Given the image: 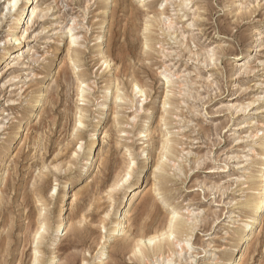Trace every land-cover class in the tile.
<instances>
[{
  "label": "rangeland",
  "instance_id": "obj_1",
  "mask_svg": "<svg viewBox=\"0 0 264 264\" xmlns=\"http://www.w3.org/2000/svg\"><path fill=\"white\" fill-rule=\"evenodd\" d=\"M7 1L0 0V59L16 34ZM162 1L114 0L105 8L103 0H35L21 45L26 52L12 57L0 77V264H46L54 253L55 264H96L108 233L103 222L109 230L138 177L141 203L136 198L127 236L111 242L105 264H143L118 248L141 226L151 234L167 227L174 209L190 226L180 237L192 245L182 256L168 252L177 260L172 264H225L237 252L250 214L241 205L257 169L248 150L264 137V0ZM163 9L170 30L158 15ZM71 18L74 48L68 29L59 36ZM102 20L105 51L95 42ZM62 55L67 62L57 67ZM109 79L113 96L105 100ZM167 95L172 104L164 106ZM104 101L110 112L95 167L83 175ZM258 129L261 138L250 137ZM168 138L173 153L162 150ZM127 171L130 180H122ZM74 182L77 189L86 185L57 235L66 186ZM255 226L241 264H264V215ZM145 260L155 264L156 257Z\"/></svg>",
  "mask_w": 264,
  "mask_h": 264
},
{
  "label": "bare ground",
  "instance_id": "obj_2",
  "mask_svg": "<svg viewBox=\"0 0 264 264\" xmlns=\"http://www.w3.org/2000/svg\"><path fill=\"white\" fill-rule=\"evenodd\" d=\"M237 1H242V0H236V2ZM110 2L113 4L114 0H103L104 7L106 8V6L109 5ZM164 2H168V0H163L161 2V4L163 5ZM35 8H36L35 0H22V1L21 0H8L6 5L4 6L5 11L11 10L14 12V24H15L14 32H16V34H15V37L11 38L13 46L10 48H7L4 51L2 58L0 59V77L2 76L3 69L10 65V62H8V61L12 57L15 58L16 56L19 57L18 55H22V54H20V51L23 48H24V51L26 52L25 46L21 47V45H23V43L25 42V39H26L25 32L28 31V28H27L28 26H26V24L32 20ZM158 13H159L158 15H161V20L163 19V22L166 25L171 24L170 19L164 15L165 14L164 9L159 11ZM245 14L246 13H244V15L243 14L242 15L245 16ZM247 14H249V13H247ZM250 14H252L251 11H250ZM152 17H151V20L149 22H147L149 24H147V27H146V29L148 30L149 33L146 36V43L145 44L150 49H152V43L154 42L153 41L154 38L151 34V32H152L151 26L154 25V23H152V21L155 19H154V17L152 19ZM239 17H240V15H239ZM156 23H157V21H156ZM173 27H174L173 24L169 25V30L172 29ZM97 28H98V30L96 31L97 35L95 37V42H96V46H97L96 48L99 49L100 51H105V46H107L106 40H105V34H104L105 30H106L105 20H102ZM18 29H20V30L22 29L24 33L21 31H19V33H17ZM60 29L64 30V32H61V34L59 35L61 38H63L66 35V33H67L66 31L68 29V33L70 34V37H71L70 46L73 47V44L77 43V40H78V35L74 33V30L77 29V22L73 18H71L69 21H67V23L65 25L61 26ZM248 48H249V50H251L252 45L249 46ZM56 49H58V48L56 47ZM71 51H72V54H73V52L77 53V51L74 49L69 50V52H71ZM76 56H79V55L76 54ZM12 61L14 62L15 60H12ZM66 62H67V58L65 57V55H62L61 62L58 64L57 67L65 66ZM105 63L107 64V67H109L110 61H109L108 57L105 59ZM167 68L165 69L166 72H168ZM45 77H47V76H45ZM112 81H113L112 79L108 80L105 100L109 99L108 97L113 94V92L111 91ZM167 81H168V83H170L169 80H167ZM135 87H136V89H139V92H142V93L144 92V90L141 86V83L136 78H135ZM84 90L85 89L83 88L81 90V92L82 93L85 92ZM146 99H147V97L145 96V98L143 100H140L141 105L139 106V108L142 109L143 101ZM42 101H44L43 98L36 100L37 108H39L41 106ZM169 103H170L169 102V95H167V99L164 102V106L168 105ZM170 104H172V103H170ZM100 106H101L100 108L102 111L100 113L101 119H100L99 125L97 126V129L93 133V136H92V139L90 142L89 155H88V158L86 159V163H85V166L83 168V175H87L90 171H92L93 167H95L94 166V160H95L96 154L94 151H96V149L99 147V145L101 143L100 142L101 141V135L104 133L105 124H106V121L108 119V113L110 112L108 104L105 101L100 103ZM19 115H20V113H19ZM153 116H154V113L152 111L149 112V116L145 119V123L150 122L154 118ZM163 117H162V120H163ZM79 124L80 125L84 124L82 116L79 118ZM259 135H260V129H258L254 134L250 135V137H253L254 139H259V138H261ZM169 141H170V139L168 138V140L166 139V141L163 142L162 150H166L168 153H170V152L173 153L172 146H170ZM257 145H258V148L252 147V148H249V150H248L251 154L256 155V158H254L253 162L257 165V169L254 170L255 174L251 176L252 186L247 187V189H252L253 192L251 195H249V197L246 199V201L243 202L241 205L242 207H249L250 208V214L247 216L248 218L244 222V226L240 229V232H238L239 236H238V240L236 242L237 252L236 253H229L226 257L227 262L225 264H241L242 260L245 258L246 254L248 252V246L250 245L251 237L254 234V229L256 228L255 224L259 223L261 217H263V215H264V137L261 138L260 142ZM79 148H81V146ZM165 154L166 153H164V156H167ZM163 163L161 162L157 166V168L159 170L165 169ZM125 176H126L125 178L123 176L122 180L124 179L125 181H128V180H130L132 173L127 171ZM142 179H141V177L140 178L138 177V179L135 181L136 182L135 188L126 196V198L124 199L123 204L120 206V208L116 210L114 220L112 221V225H111L109 230L106 229V223L103 222L102 227L108 233H107V235L105 234L106 236L103 237L104 239L102 238L103 241H101L99 248L97 250V253L95 256V263L96 264H105L107 249L113 240H115L117 238H124L127 236V233L129 231V229L127 230V228L129 226V224L131 223V220L133 217L130 214V211L134 206L136 198L139 201V203H141L140 198H141V187L143 184ZM125 181H124V183H125ZM85 185H86V183L80 184L78 189L79 190L82 189ZM99 188H101V187H99ZM78 189L76 187L75 182L74 183H68L66 186L65 194H64V197L62 200L63 203H62L61 212L59 214V217H58V220L56 223V227H55V232L57 235L63 234L65 229L69 225V220H67L66 214L68 212V207L70 205L72 207L75 204L76 198L79 194ZM55 190H56V188H55ZM132 192H133V194H131ZM98 193L100 194V192H98ZM96 196H98V195H95V200L97 198ZM89 199H90V197H89ZM92 201H94L93 198H92ZM90 206H91V202H90ZM154 209H155V206H154V202H153L148 207L147 212H153ZM173 211H174V215L172 216V218L170 217V220L168 223L169 225L167 224L168 225L167 227L163 226V227L157 228L154 231V233L151 234L149 231L144 230L143 226H141V228L138 229V231L136 233H134V235L132 234V236H133L132 241L130 243H126L124 246L118 248L119 251L129 249L130 252H133V254H134L133 256H135V258H137L143 264H148V262H146L145 259L149 260V257H156L155 264H160V263L172 264V262H176L177 261L176 259H174L170 255L167 256L166 254L169 252V253H172V255H174V256L176 254L178 256H182V253L184 252L185 249L189 250V248L192 245V242L188 238L182 239L180 237L183 235L188 236L187 230L190 228V226H188V223H187V221H185V219L183 220L182 218H180L178 216L179 215L178 210L174 209ZM163 217L164 216H162L160 218L161 219L160 223L163 221ZM38 234H39V232H37L35 234L36 235L35 236L36 237L35 243H37V244L41 241V239H40L41 236L39 234V237H38L37 236ZM147 241L149 242V246L146 244ZM149 247H151L152 250L149 249ZM38 252H39V249H36L35 253H38ZM36 261H38V259H35L33 264H35ZM56 261H58V260H57L56 254L54 253L53 255H51L48 258L46 264H55Z\"/></svg>",
  "mask_w": 264,
  "mask_h": 264
}]
</instances>
